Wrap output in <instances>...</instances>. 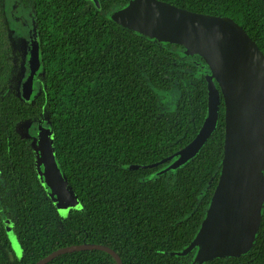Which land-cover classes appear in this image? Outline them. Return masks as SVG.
<instances>
[{
	"label": "trees",
	"instance_id": "obj_1",
	"mask_svg": "<svg viewBox=\"0 0 264 264\" xmlns=\"http://www.w3.org/2000/svg\"><path fill=\"white\" fill-rule=\"evenodd\" d=\"M128 1L17 0L33 14L24 45L0 0V264H35L80 243L106 245L123 264H264V202L247 252L201 263L198 246L177 254L199 230L221 171L225 109L217 84L216 124L193 157L175 169L168 166L176 157L131 167L157 162L191 141L206 116L210 70L182 45L115 22L112 13ZM163 1L231 17L264 54V0ZM34 37L40 65L26 98ZM159 91L175 93L172 109L163 110ZM41 128L49 131L64 185L78 203L65 216L43 177ZM6 219L19 258L10 255ZM46 264L117 262L103 250L83 249Z\"/></svg>",
	"mask_w": 264,
	"mask_h": 264
},
{
	"label": "water",
	"instance_id": "obj_2",
	"mask_svg": "<svg viewBox=\"0 0 264 264\" xmlns=\"http://www.w3.org/2000/svg\"><path fill=\"white\" fill-rule=\"evenodd\" d=\"M111 18L123 27L159 41L179 44L189 55H199L207 64L206 116L185 146L157 162L131 167H151L176 157L175 169L193 157L213 131L219 107L224 102V150L219 179L206 215L193 240L179 255L198 246L195 260L240 255L254 241L264 202V54L249 34L229 16L195 12L163 0H129ZM40 65L39 44L31 43L30 68L23 85L29 98L32 81ZM37 147L47 185H64L54 160L49 131L41 128ZM99 249L123 264L119 255L100 243H80L57 248L36 261L46 264L55 256L74 250Z\"/></svg>",
	"mask_w": 264,
	"mask_h": 264
},
{
	"label": "rangeland",
	"instance_id": "obj_3",
	"mask_svg": "<svg viewBox=\"0 0 264 264\" xmlns=\"http://www.w3.org/2000/svg\"><path fill=\"white\" fill-rule=\"evenodd\" d=\"M6 12L11 28L14 34L18 37L24 38V45L26 40L31 37V30L33 29V14L30 8H23L19 5L17 0H5ZM23 42V40H22ZM193 61L200 62L199 58L192 59ZM162 107L164 111L172 109L174 106L175 93L172 91H159ZM28 132L34 134L36 132V125L29 127ZM27 132H24V135ZM48 191L52 195L58 211L61 215L65 216L71 209L78 206L77 200L72 191L63 185L58 190H53L49 185ZM4 225L9 234V241L11 247V257L19 258L22 254L21 246L18 239L10 233V221L6 219Z\"/></svg>",
	"mask_w": 264,
	"mask_h": 264
}]
</instances>
